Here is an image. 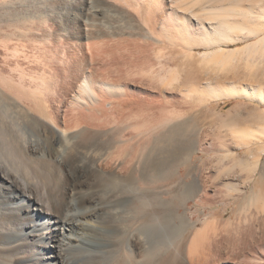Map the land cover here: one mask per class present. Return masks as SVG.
<instances>
[{
    "label": "bare ground",
    "instance_id": "1",
    "mask_svg": "<svg viewBox=\"0 0 264 264\" xmlns=\"http://www.w3.org/2000/svg\"><path fill=\"white\" fill-rule=\"evenodd\" d=\"M262 1L0 0V264H264Z\"/></svg>",
    "mask_w": 264,
    "mask_h": 264
},
{
    "label": "rangeland",
    "instance_id": "2",
    "mask_svg": "<svg viewBox=\"0 0 264 264\" xmlns=\"http://www.w3.org/2000/svg\"><path fill=\"white\" fill-rule=\"evenodd\" d=\"M244 2H245V0H243ZM250 1V3H251V1L252 0H249ZM249 1H246L245 3L244 2H242V5H244V6H247L248 4H250L249 3ZM226 2V1H225ZM224 2V4H226ZM248 3V4H247ZM262 4L264 5V0L262 1ZM187 11H189V12H196L197 11V9H195L194 11H191V10H189V9H187ZM183 13L182 14H185V15H187L188 14V12L187 13H185L184 11H182ZM199 12V10L196 12V13H198ZM179 14H181L180 12H179ZM192 14V13H191ZM190 15V14H189ZM188 16V15H187ZM192 19V18H191ZM191 19H189L188 20V22L190 21V23L192 22V23H194L195 21H194V19L193 20H191ZM257 38L256 37H251V38H249L247 41H241V42H238L237 44H232V45H229L230 47H232V48H234V47H238V46H242V45H244V44H246V43H249V42H252V41H255ZM154 48V47H153ZM206 49L203 47V46H197L195 49H194V52H196V53H201V51L203 52V51H205ZM262 58V57H261ZM261 58H259V60H256V62H258L256 65L258 66H255L256 68H257V70H256V68L255 69H253L252 70V75H251V77L250 78H252V79H250V82L251 83H253V84H257L258 83V81L260 82V83H262L263 85H264V56H263V58L261 59ZM149 59V58H148ZM151 60H153L152 58H150ZM149 59V60H150ZM148 61V60H147ZM152 62V61H151ZM122 67V66H121ZM257 73V74H256ZM261 78V79H260ZM257 79V80H256ZM241 80V79H240ZM256 81V82H255ZM262 81V82H261ZM249 82V81H248ZM172 97V99L173 100H175V98H174V95L172 94L171 95ZM239 100L241 101V99H237V98H234V99H228V100H226V99H224L223 101H221L220 102V104L217 106V109L219 110V109H221L222 110V112H227L229 109H231L233 106H234V104H236L237 102H239ZM253 104H256V102L254 101L253 102ZM264 108V106H262V110H264L263 109ZM203 118H201L200 120H199V123L201 124H199V126L200 127H203V125H204V127L202 128V131H203V134H204V136H206L204 139L206 140V142H207V140H209L208 141V143H204L205 145L206 144H208L209 146H216V145H218V144H213L214 142H212V141H214L215 139H217L218 138V136L219 135H221V138L222 137H224V136H226L227 135V137H224V139H225V141H226V139H227V141L230 143H228L227 141V143L229 144V145H231L232 144V142H231V137H230V132H229V130L226 128V127H222V128H219V127H217V124L215 125V126H212V124L211 123H209V122H207L206 120H204ZM200 121H203V122H200ZM207 122V123H206ZM238 122H239V125L240 126H244L245 124H246V121L244 120V119H241V120H238ZM204 123H206V124H204ZM211 124V125H210ZM242 124V125H241ZM244 124V125H243ZM247 126L248 125H251V126H253V125H255V124H253V122H252V124L251 123H248L247 122V124H246ZM209 126L211 127L210 129H208L209 128ZM204 129V130H203ZM214 129V130H213ZM207 130V131H206ZM212 131V134L213 135H217V138L214 136V140L213 139H210V138H212L211 136L212 135H210V133H209V131ZM210 131V132H211ZM215 131L216 132H218V131H220V132H218V133H215ZM214 132V133H213ZM205 133H206V135H205ZM228 133V134H227ZM209 134V135H208ZM220 137V136H219ZM219 139V138H218ZM223 140V139H222ZM212 142V143H211ZM216 142V141H215ZM210 143V144H209ZM217 143V142H216ZM203 144V145H204ZM263 144V146H264V142L262 143ZM202 145V146H203ZM203 146L204 147V149H207L208 151H207V153L206 152H204V153H200V152H197V153H195L194 154V157L196 158L194 161L196 162V163H198V162H200L201 160H203V161H205V162H207L208 161V158H210V157H212L213 155H215V153L216 154H223V152H224V149L223 148H219V150L216 148V147H213L212 148V146H211V149H210V147L208 148L207 146ZM214 148H216V150L214 149ZM239 153H241V151L243 152L244 151V148H241V149H238L237 150ZM210 156V157H209ZM199 158V159H198ZM204 158V159H203ZM212 162H214V161H212ZM212 162H208V163H212ZM213 165H214V163H212ZM264 164V154H262L261 155V165H263ZM207 165V164H206ZM259 171H260V169H259ZM235 205V204H234ZM233 204L232 205H230L228 208H227V210L224 212V217H227V216H229V215H233V213H234V210H236L237 209V207L236 206H234ZM218 206L219 205H212V206H205V207H199V206H197V205H195V203L193 202V201H189V204H188V208H189V210L191 211V212H193L192 213V215H191V217L193 218V219H197V218H199V219H204V218H210L211 216H215V217H219L218 216V213H217V208H218ZM105 214L106 215H108L106 212H105ZM232 218H233V216H232ZM248 221L250 222V223H256L257 221H255V219H248ZM87 246L88 247H93L94 245H92V244H87ZM68 254H78V252H76V251H74V250H71V251H68Z\"/></svg>",
    "mask_w": 264,
    "mask_h": 264
}]
</instances>
